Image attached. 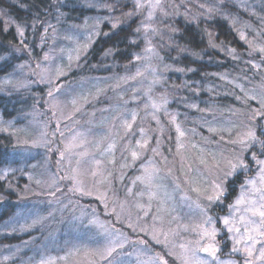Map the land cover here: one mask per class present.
<instances>
[{
	"label": "snow or ice",
	"instance_id": "6c2138e0",
	"mask_svg": "<svg viewBox=\"0 0 264 264\" xmlns=\"http://www.w3.org/2000/svg\"><path fill=\"white\" fill-rule=\"evenodd\" d=\"M225 3V0H219V3L212 6H205L201 4L200 7L205 9L204 13L200 15L205 18H210L213 14L222 15L224 19H229L227 13L222 12L221 5ZM132 8L127 12H122L119 16L109 15L104 19L110 23V28L115 30L121 25L126 24L136 17H140L137 27L134 29L133 35L140 37L142 33V41L145 43L144 55L136 54L134 56L135 61L147 60L156 61L155 68H146L145 71H150L153 75V84L159 83L161 77L157 76V69L160 71H176V72H192L195 69L175 67L164 63L165 57L161 55L160 51L153 44V37H158L161 41L165 39L163 31L157 26L163 21L158 19V14L164 17L171 15L168 11L169 4L167 0H131ZM95 7L96 5H91ZM101 7L106 9L110 14L113 13L117 7H123L120 0H116L115 3H107L106 0L101 4ZM176 12H179L178 6ZM185 18L188 19L187 14ZM37 17V21H38ZM59 19V17H58ZM195 20L196 17H191ZM100 21H96L92 26L89 27V34L84 37V43H80V39L76 41V47L73 49L75 52V61L79 63L81 55L87 54L88 48L91 43H94L93 36H98L100 33L96 31ZM237 20L232 18V25L235 28ZM28 27L27 24H17L16 34L18 37L19 45L23 46V49L29 51V55L32 54V50L26 43L25 30ZM170 32L178 33L179 30L171 25H168ZM33 31L36 29V21L32 24ZM49 28L52 29L53 33L56 29L53 25L47 24L43 28V33H48ZM239 33V37L242 41L248 44L250 49L249 55L253 52L260 53L264 56V43H254L249 40L246 33L243 30L236 29ZM4 31H8V27L5 26ZM209 37L208 45L212 49L225 50L233 59L239 57L235 54V50L232 48L222 47V42L218 45L215 40L213 33L207 32ZM109 33H104L108 35ZM259 35V33H257ZM41 41L45 40V36L41 35ZM66 39L71 40L72 37L68 36ZM168 50H175L178 53H189L193 56H198L196 53H192L186 46H180L176 43L173 36L167 37ZM138 39H131L130 43H138ZM42 47V45H39ZM165 44H160V48H164ZM20 47H13L9 55H13L23 50ZM63 52L64 49H61ZM112 50L109 49L105 52V55H112ZM69 61H72V55H69ZM7 57L0 55V60H6ZM54 59L49 53H45L43 61L47 62ZM175 59V58H174ZM163 65L161 68L160 66ZM23 67V65H20ZM37 68H40V64L37 63ZM253 67L257 65L253 64ZM71 68V63L68 65ZM54 72V74H52ZM40 82L47 83L50 85L47 93L50 100V108L53 111V116H57L58 123L56 130H60V123H66L67 121H73L78 123V120H74L77 114L82 113L83 108L86 104L90 103L92 99H97V95H93L89 92L87 95L76 94L73 89H66L58 81L62 76L67 75V72L62 67L45 68L38 73ZM144 72L139 68L136 69L135 74L130 77H121L122 80H135L137 77L143 76ZM220 79H226L225 76H221ZM232 83V81H228ZM0 86L4 88H14L19 91L21 88L27 87L22 81H17L13 84V78L9 77L3 81H0ZM234 87L239 88L241 92H244L247 100H257L256 95L245 91L243 85L235 84ZM63 89V91H62ZM151 87L149 92H151ZM60 93V96L56 94ZM148 93H145L147 95ZM63 97V99H61ZM91 98V99H90ZM240 99L239 96L236 97ZM150 106L153 112V119L160 124L159 119L155 116V112L164 111L166 116H169V123L174 126L176 132V147L174 156L179 158L180 171L184 176L183 183L187 188L183 191L180 197L181 201L188 202L187 207L190 209L189 216H194L195 221L193 223H186L179 225L182 227L184 232L193 234L192 239H188L186 243H175V238L179 235L176 229L171 227H165V225H171L179 218L174 215L176 208L174 205H170L172 200V192H169L168 187L161 183V169L153 164L152 160H148L146 164L141 165V174L137 175L132 180V187L126 188L127 197H132L134 201V207L143 212V216L147 217L153 209V202H155V212L151 219V225H145L139 227V232H142L145 236H150V239L155 243L162 245V249L166 250L165 255L172 256L175 260L180 261V264H264V96L257 100L259 108H251L247 114L248 123H243L242 127L239 125H233L228 128L213 127L211 124L208 126V131L213 134L227 132L229 139L224 140V136H220V140L227 144H231L234 147L231 149V154L226 155L223 151L211 152L205 147L199 146L196 143H191L192 149H197L201 153L198 156H192L191 159L185 156V151L188 149V136L195 135V129L186 130L182 128L181 122L177 119V114L168 113L167 104L169 103L167 96H162L159 102H156L149 97ZM187 107L197 108L195 104L186 105ZM70 108L67 114L65 109ZM106 111V110H105ZM203 111V110H201ZM231 111V110H230ZM235 115V112H232ZM95 116V113H92ZM138 113L135 111L131 112L128 116H120L116 118L113 123L112 129L100 135L99 139L94 142H90L87 139V133L81 131H74L70 137L65 138L62 141L63 148L59 151L60 159L57 161L58 164H63L67 160V168H62L65 174L60 175L54 173L49 178V187L55 188L52 195L55 192L61 191L59 187L60 181H66L68 183V191L73 194H79L81 196H95V199L100 200L104 204L105 209L108 208L107 191H100V185H106L108 178L112 177V170L104 166L103 160L97 158L100 157H111L107 159V163L113 166H117L120 169L130 167L135 164L137 160H140L144 154V151H151L154 154L159 153V140L156 142V147L149 149L150 138L145 136L144 129L140 128V138L134 142L129 138L123 143L120 148L121 162L117 165L116 151H117V140L116 137L120 136L119 130L116 128L118 122L120 128L124 130V135L120 136L121 140L125 137L135 136L136 133L133 131V125L136 123ZM91 123V122H90ZM239 128L237 131L236 129ZM163 132V129H160ZM259 130V134H258ZM23 131L22 129H16L13 127L12 121H3L0 119V132L6 133L10 136H17V133ZM71 131V130H70ZM91 132V129L88 130ZM235 132V134H233ZM63 136L64 133L60 132ZM95 135V134H93ZM48 136L47 132H41L39 139L33 140L31 147H39L42 145H48L51 141L46 140ZM54 136V134H53ZM171 139V137H169ZM205 143H208L206 138ZM20 138L17 136V143H20ZM27 143V140L23 141ZM90 145V147H89ZM95 149V151L90 150ZM51 151V148H49ZM171 152L172 149H169ZM130 157V159H129ZM210 157L211 159H209ZM166 163V171L168 175H172L173 167L175 166V160L172 162V166H167V157H163ZM199 164L200 167H194ZM253 166L257 167L255 178L248 177L240 185V191L235 200L227 205L228 211L224 216L219 213H214L213 208L215 205H223L228 195V183L230 180L240 174L247 176V173L252 169ZM207 171L213 176L211 181H208L207 187H199L197 185L205 182L204 172ZM8 175V170H4L3 174H0V180L5 179ZM87 178H90V183ZM123 180V173L120 177ZM37 184L41 181L37 180ZM133 188H136V192H133ZM181 189L180 183H175L173 192ZM189 193H196V197L193 198ZM147 195V204L141 203L136 200V197H144ZM127 197L126 201L127 202ZM121 210H124V203L119 205ZM95 209H93V215L88 220V224L97 225L98 221L95 217ZM113 214L116 215V222L120 223L121 218L118 213L115 212V208L112 210ZM107 214V213H106ZM47 219L46 217H37L33 219L31 223H24L20 225L22 231H30L37 225L43 223ZM127 220V227L132 229L133 232L137 231V226L131 222L130 215L125 218ZM220 227H217V225ZM103 230L104 239L102 241H95V246L86 249H81L73 245L69 251L63 256H42L37 264H58L60 261H68L72 258L74 264H81L76 258L83 251V261L86 264H125V261L121 259L125 253L123 250L127 244L135 243L130 241L127 236L124 235L120 229L112 228L111 230L105 228L104 225H98ZM15 231V229H13ZM227 236V241L230 242V253L236 254L239 260L230 259L228 261H221L218 254L221 252V241L218 239L221 235ZM141 244L145 241L141 240ZM259 246V247H258ZM179 248V252L174 249ZM204 254L203 256L200 254ZM132 255V253H127ZM144 252H136L137 264H168L164 255H148L147 260L141 259L144 256ZM5 260L8 257L4 258Z\"/></svg>",
	"mask_w": 264,
	"mask_h": 264
},
{
	"label": "trees",
	"instance_id": "16d2710c",
	"mask_svg": "<svg viewBox=\"0 0 264 264\" xmlns=\"http://www.w3.org/2000/svg\"><path fill=\"white\" fill-rule=\"evenodd\" d=\"M253 1L254 0H250L249 3ZM104 2L105 0H0V55L7 57L6 60H0V81L12 77L13 84L17 81H22L25 84L27 83V87L21 88L19 91H16L14 88H4L0 86V119L5 122L12 121L13 127H17V129H19V125L21 124V127L30 129L33 134L38 130H46L45 124L42 123L44 121L42 120L43 117L36 118L34 116L36 111L39 114L41 109H43V107L40 108L38 106V101L45 98L46 90L44 87L42 88L37 85V83L29 79L25 80V78L22 77L24 74L22 68L27 66L25 64L29 59V51L23 49V46L19 45L15 30L16 25H28L25 30V36L26 43L29 46V49L32 50L31 57L40 56L38 53V45L41 42L40 37L43 33V28L46 27L47 24H51L55 27V33L59 32L58 36L63 35L64 38L68 36L74 37L73 33L78 32L75 29L78 28L82 32L85 29V27H83L85 23L94 24V21L98 17V19L102 20L105 16L109 15L119 16L122 12H127L132 8L131 0H120L123 7H117V9L110 14L109 12H106V9L101 7V4ZM106 2L112 4L115 3L116 0H106ZM201 2L206 7L212 6V3H209L208 1ZM93 4L96 6H91ZM260 4L261 6L256 7L261 11L262 18L255 16L254 13L252 15L247 11L241 10V8L237 6L236 1L225 0V3L221 5V10L229 15V19H224L223 16L219 14H213L210 18L202 16V18L196 20V22L191 19V15L188 19L173 20L175 22L172 27L178 29L179 32H171L169 35L173 36L176 43L180 46H186L192 53H196L198 56H193L189 53H178L175 48L169 51L167 48V39H164L163 41L158 38L154 39V43L156 42L155 47H157L161 55L165 57L164 63L172 65L173 68L183 67L185 69H195V71H186L184 73L171 70H159L162 78L158 85L156 84L154 86V90L157 93L165 94L167 98L172 101L170 109L178 112L181 121L184 120V122H189L188 114H190V111L195 112L194 108L186 106L191 104H195L199 109L203 110L202 114H204L202 116L204 117H201V119H203L204 123H206V118L208 119L212 117L210 109L213 106L209 104L212 100L217 102L218 109L226 110L225 112H219L223 113L222 115L225 114V118H228L229 116L227 115L232 114V112L236 110H239L240 112L241 110H246L248 108L249 105L246 104V106H243L239 103L240 101L236 97H243V92H241L239 88L234 87V85L241 84L246 91H251L252 89L256 90L255 88L261 86L263 83L259 82V79L255 74L256 68L253 67V64H256L257 62H254L253 60L256 59H252L253 56L249 55L250 49L248 44L240 39L239 33L236 29L243 30L245 33H251V36H253L254 39L264 42L263 1H260ZM194 9L195 11H199L198 8ZM198 13L201 12L199 11ZM37 17L39 18L38 21ZM139 18L140 17H136L115 30L110 28L109 23L106 24L101 21V25L98 26V32L100 34L94 37V43H91L87 54L82 55L79 63L76 61L71 62V68H68L69 62L68 64L63 63V66L67 71V76L61 79L59 84H62L66 89H73L75 93L78 92L80 87V90L82 91L81 93L84 92V95H87L89 92L95 95L96 87L93 88L95 83H104L105 86V81L107 82L108 79H116L119 83L122 81L121 77L132 76L136 71V64L141 61L134 60V56L139 54L140 50H142L141 35L140 37L133 35L134 29L139 22ZM232 18L237 20L235 28L232 25ZM243 20L246 22L249 21V25L247 27L244 26L242 29L240 23ZM34 21H36L35 31H33L32 28ZM5 26L8 27L7 32L4 31ZM254 28L258 29L262 34V39L254 36L252 33ZM167 29L169 30V28ZM51 30L52 29L49 28L48 33L44 36H49ZM205 30L213 33L214 40L218 45L222 42V47L234 49L235 54L239 58L233 59L225 50L210 48L208 45L209 37ZM106 32L109 34L104 35ZM169 35H167V37ZM131 39H138L139 42L132 44L130 43ZM66 40L68 44L73 42L72 39ZM46 43L47 41L43 42V45ZM160 44H165V47L160 48ZM14 46L20 47L23 50L13 55H9L8 53ZM109 49L112 50L113 54L106 56L105 52ZM153 64L156 65L157 62L153 61ZM20 65L24 66L20 67ZM107 66H109L108 69ZM160 67L162 68L163 65ZM221 76H225L226 79H220ZM228 81H232V83H228ZM121 83L125 82L122 81ZM210 86L215 89L211 91L209 88ZM213 95L216 97H213ZM126 97V95L122 97V100H125ZM96 101H98V110H93V107L85 105L86 108H83L82 113H79V115L80 126L85 127L87 130L91 129V132L97 137L98 134H96V132L99 130L94 121L99 123L101 113L98 112L103 110L101 109L102 103H99V100L92 99L91 103L95 104L94 102ZM41 104L42 102L40 103V106ZM95 108L97 107L95 106ZM69 110L71 111L70 108ZM93 112L95 113V116L92 115ZM118 112L119 111H117V114ZM208 114H210V117H207ZM29 115L32 116L31 120L27 118ZM185 115L188 116L185 117ZM92 116L93 118L95 117L94 121L89 119V117ZM192 123L193 122H191L190 125L184 124L183 127H185L186 130H190L199 125L198 123ZM213 123L211 122L210 124ZM18 133L22 134L21 131ZM226 137L228 140L229 137ZM193 138H197L203 143L204 139L198 138L196 134ZM119 140L117 141L118 147L116 151L117 165L120 163L118 162V157L120 155L119 148L126 142V139ZM16 141V136H10L6 133L0 132V172H4V170L9 168L14 171L12 174L7 175L5 179L0 180V231L8 230L6 229V225H8L10 221L21 212L20 209L22 203L19 201V198L22 196H19V194H23L26 183H29L24 175L30 172L36 173L34 168L31 167L34 160L27 155L25 156V152L21 151L22 154L20 153V149L23 145L21 142L17 143ZM226 147L232 148L233 146L227 144L224 148ZM225 150L231 151L227 148ZM35 159L43 160V154H38V157L36 156ZM109 166L111 167L112 165L109 164ZM114 167H116L115 175H119V168L117 166ZM131 172L129 170L128 173L125 174L122 183L117 177L115 178L113 172V176L108 178L107 184L100 185L101 188L109 190L107 194L108 198L115 195L120 204H125L124 210L130 204L134 203L132 197L127 198V202H125L126 198H124ZM43 177L45 179L44 175ZM43 177L40 178L42 179ZM119 177H121V175H119ZM244 179V174H240L237 176L235 182L228 183V186L232 188L230 197L236 195L234 190H237V187L244 181ZM109 201L110 200H108V207L113 204V202L109 204ZM93 209H98L95 211V217L98 221L97 225L88 224V220L93 215ZM38 213H43L40 214V216H44L49 212L42 209ZM78 214L79 212L74 210L64 218H67L70 215H73L74 218H76L78 217ZM56 217L57 216L54 215L53 222L57 225L59 219L56 220ZM109 217L110 216L105 213L104 204L101 203L100 200H97L92 196H85L80 199V248L82 250L93 247L95 246V241H102L104 239L103 230L98 226L99 223H104L102 225H105V227L110 230L114 228L113 224L109 221ZM126 217L128 216L123 215L121 220H125ZM123 224L124 223L117 224L115 228L123 229L131 235L134 234ZM20 229L21 228L18 230ZM30 235L31 234L25 232L18 233L16 231L13 232L10 237L0 234V246H5L0 247V249L9 248L12 256H14L15 252L17 253L19 251L20 255L23 252L22 255L28 262L36 259L38 260L41 253L49 254L54 248L52 247L48 251L45 247H32L31 249L30 247H18L19 244H23V241H25ZM138 235L139 234H134L133 236H137L136 238L140 239L141 237H138ZM125 236L128 238L130 237L128 234ZM62 237L63 236H61L60 239H62ZM57 248L58 247H55V249ZM63 248H68V250H70L71 247ZM128 248L130 250H128ZM58 249L62 250L61 247ZM127 251L132 252L133 247H126L123 250L125 255H123L121 259L125 261V264H137V257L134 256L133 258L131 255H127V253H130ZM141 259L145 260V257H141ZM76 260L80 261L81 264H86V262L83 261V251ZM68 261L74 263L72 258H69Z\"/></svg>",
	"mask_w": 264,
	"mask_h": 264
},
{
	"label": "rangeland",
	"instance_id": "374dc122",
	"mask_svg": "<svg viewBox=\"0 0 264 264\" xmlns=\"http://www.w3.org/2000/svg\"><path fill=\"white\" fill-rule=\"evenodd\" d=\"M201 1H208L209 3H212V5H216L219 3V1L217 0H167L169 4L168 11L169 13H171V15L168 17H164L158 14V19L163 21V23H159L157 25L163 31L165 39H167L166 38L167 35L171 34L170 30H168L167 28H169L168 25H171V26L174 25L175 21L173 20L176 19L177 21V19H182V20L186 19L185 14H187L188 18L190 15L192 17L195 16L196 17L195 22L196 20L202 18V15L198 13L199 11L201 13L205 12V9L200 7V5L202 4ZM233 1L237 2V6L240 7L241 10L247 11L252 15L254 13L255 16H259V18H262L261 11L256 6H261L260 1H263L264 3V0H254L251 3H249L250 0H233ZM173 5L178 6L179 8L178 13L176 12V7H173ZM194 8H198L199 11H195ZM106 12L108 13L107 10ZM98 18H96L94 22L100 21L99 25H101V21L105 22L106 24L109 23L108 20L104 18L102 20ZM248 22H246L245 20L241 21L240 23L241 28L243 29L244 26L247 27L249 25ZM92 25L93 24L85 23L83 25L85 29L82 32L78 28L75 29L78 32L73 33L74 37H72L73 42L71 44H68L66 38H64L63 35L58 36L59 32L53 33V31L51 30L49 33V36L46 35L45 40L40 42L39 45H42V47L38 45V53L40 54V56L31 57V55H29L28 62L25 64L27 66L22 68L24 72L22 77H24L25 80L29 79L37 83V85H39L40 87L42 88L44 87V89L46 90L45 98L38 101L39 102L38 106L40 108L43 107V109H41V112H39V114L37 113V111L34 114L36 118L43 117L42 120L44 121L42 123L45 124L46 130L45 129L38 130L36 133L33 134L30 129L26 127H21L22 126L21 124L19 125L20 126L19 129L23 130L21 131L22 134L17 133V136L20 138L21 144L23 145L22 148L20 149V153L22 154L21 151H23L25 152L24 153L25 156L27 155L28 157H31V159L34 160V162H32L31 167L34 168V171L36 173L30 172L24 175V177L27 179V181H29V183H26V185L22 183L23 185H25L23 194L18 193L19 196H22L19 198V201L22 203L21 209H20L21 212L18 215H16L15 218L12 219V221H10L8 225H6L7 227L6 229L8 230L0 231V234L6 235L8 237H10L11 234L15 231L18 233L25 232V233L31 234L28 238H26L25 241H23V244L21 245L19 244L18 247H30V249L32 247H45L48 251L49 249L54 247L49 254L41 253L38 260L42 256L46 257L48 255L63 256L67 251H69L68 248L64 249L63 247H72L73 245L80 247V199L84 198L85 196H81L79 194H73L69 192L68 183L66 181H60L59 187L61 188V191H57L55 192V195H52V192L55 191V188L49 187V184H48L49 178L52 176V174L59 173L60 175H63L65 173L63 172L62 168H67L68 166L67 160H65L62 165L57 163V161H59L60 159L58 150H62L63 148L62 141H64L65 138L70 137L74 131H81V132L87 133L88 141L94 142L95 140L99 139L100 135L107 133L112 129L113 123L116 121L117 117H120L122 115L128 116L133 111L138 113L136 123L133 125V131L136 133V135L133 137L130 134L129 137H125L126 141L129 138H131L133 142V146H134L135 140L140 138L139 129L143 128L145 136L150 138L149 149L156 147V142L157 140H159L160 142L159 153L160 154L157 155V154L152 153L151 151H144V154L141 157V159L137 160L134 165L127 167L126 169L119 168V173H120L119 175L123 173V179H124L125 174L128 173L129 170L130 172L132 171L130 173V179L127 183V188L132 187V184H131L132 180L135 179L137 175L141 174V165L146 164L148 160H152L153 164L162 170L160 173L161 178H162L161 183L168 187L169 192H172L173 198L172 200H170L169 203L170 205L175 206L176 211L174 215H176L179 218L177 221L173 222L171 225H165V227L166 228L171 227L178 231L179 235L175 238V241H174L177 244L186 243L188 239L193 238V234L191 233V231L184 232L182 227H179V225H182V224L193 223L195 221V217L189 216L190 209L187 207L188 202L181 201L180 199V197L183 194V191L187 188V186L183 183L184 176L181 174V171H180L179 158L174 156L175 147H176V141H175L176 132H175L174 126L169 123L170 118L169 116L165 115L163 110H161L160 112H155V116L160 121V124L158 125L157 121L153 119L154 110L150 106L146 107V105H150L149 97H151L156 102H159L160 98L162 96H165V94L157 93L154 90L155 89L154 86L156 84L158 85V83L153 84L152 83L153 75L151 74L150 71H145L146 68L156 67V65L153 64L154 60L153 61L141 60L142 62L140 61L136 64L135 69L139 68L141 71L144 72V75L137 77L135 80L129 79L127 80V82H125L124 80L121 79L125 83H121L122 81L118 83L116 79L115 80L108 79L107 82L105 81V86H104V83H98V82L93 85V88L96 87L95 95H97V90H99L97 100H99V103L100 102L102 103L101 109L103 110V111L98 112V113H101V117H99L100 119L99 123L94 121L95 117L94 118L93 116L89 117V119L94 121L98 127L97 129L99 131L96 132V134H98L97 135L98 138L93 135V132H89L87 129H85V127L80 126V115L79 114H77L76 117H74V120L79 121L78 123H74L73 121H67L66 123L61 122L60 130L59 131L56 130V125L58 123L57 116H59L60 113L59 111H57V116H53V111L50 108L51 98L48 97L47 95L50 85L47 83L40 82L39 75L37 74L40 73L41 70L45 68L54 69L57 66L64 68L63 63L68 64L69 62L70 64L71 62H74L75 52L73 51V49L76 47V41L77 39H80V43H84V39L82 38L87 37V35L89 34V27ZM98 29L99 27L96 29V31H98ZM252 33L254 34V36H256L259 39H262L263 37L262 34L258 31V29L254 28V30H252ZM257 33H259V35H257ZM42 35H45V33H42ZM140 35L142 37L143 34L141 33ZM246 35L248 39L252 40L254 43H264L263 41L260 42L259 40L254 39V37L251 36V33H246ZM94 37L95 35L93 36V39ZM156 38L158 37H153L154 46H156L155 45L156 42L154 43V39ZM45 41H47V43L43 45V42ZM141 44H142V50H140L139 54L144 55L145 54L144 53L145 43L142 41V39H141ZM61 49H64V51L62 52ZM45 53H49L51 57H54V59L47 61V62L43 61V56ZM69 55H72L73 57L72 61H69V58H68ZM251 55L253 56L252 59H256L253 61L257 62L255 64L257 65V67H255L256 68L255 74L258 77L259 82L263 84L259 87H256L255 88L256 90L252 89L251 91H247V92L256 95L257 100H259L262 98V96H264V56L256 52H253ZM37 63L40 64V68L36 67ZM108 68L109 66H107V69ZM64 70L66 71L65 68ZM52 74H54V72ZM65 76H62L60 80L58 81V83ZM157 76L162 78V75L159 69H157ZM150 87L152 89L151 92L148 91ZM209 88L211 89V91L215 89L212 86H210ZM81 92L82 91L80 90V87H79V90L76 94L79 95L81 94ZM145 93H148V94L145 95ZM56 95L60 96V93H57ZM125 95L127 97L125 98V100H122V97H124ZM213 97H216V96L213 95ZM61 99H63V97H61ZM257 100H247V97H245V94L243 92V97H240L239 103L243 106H246V104L249 105L248 108L246 110H241L240 112L239 110H236L234 111L235 115L228 114L227 115L229 116L228 118H225L224 116L225 114L222 115L223 113H219L221 111L225 112L226 110L218 109L217 102L212 100V102L209 103L211 106H213L210 109V112H212L210 113L212 114L211 115L212 117H210V114H208L207 117H210V118L207 119L205 117L206 123H204L203 119H201V117L202 118L204 117L202 116L204 114V113L202 114V111H201L202 109H199V107H197V108H194L195 112L190 111V114H188L189 116L185 115V117L188 116L190 123L193 122L192 124L194 123L199 124L198 127L194 128L196 131V136L202 139L206 138L210 142L205 143V139H204L203 143H201L199 139L193 138L194 135H191L189 133V136L187 138L188 149L184 153L185 156L191 159L192 156L201 155L198 148L192 149L190 147L191 143H196L198 147L203 146L208 151H211V152L223 151L226 155H230L231 151H226L225 149L227 148L228 150H231L234 146L232 145L233 146L232 148H228V147L224 148L227 145V143L220 140L221 135L224 136L225 141L227 140L226 139L227 138L226 136H228L227 132L213 134L208 131V126L211 122L212 123L214 122L211 125L216 128H220V127L228 128L233 125L242 126L243 123H248L249 121L246 118H247V114L250 111V107L259 108V104L257 103ZM168 101L169 103L166 106L168 113L177 114L178 121L181 122L182 128L185 129L183 125L184 124L190 125V123L184 122V120L181 121V119L179 118L178 112L170 109V105L172 104V101H170V99H168ZM41 102L42 104L40 106ZM91 102L86 105L93 107V110H96V109L98 110L99 109L98 108L99 106L97 104L98 101L94 102L95 104H92ZM95 106L97 108H95ZM84 108H86V106H84ZM69 111H70L69 108L65 109V114H67ZM117 111H119L118 114H117ZM27 118L31 120L32 116L29 115ZM15 128L17 129V127ZM116 128L119 130L120 135L123 136L124 130L120 128V125L118 122L116 123ZM161 128L163 129V132H161L160 130ZM236 130L238 131L239 128H237ZM42 131L48 133V136L45 137V139L51 141V143L48 145H42L39 147H31L32 141L39 139L40 133ZM60 132H63L64 135L61 136ZM233 134H235V132ZM258 134H259V130H258ZM17 136H16V140H17ZM169 137H171V139H169ZM119 139H120V136H117L116 140L118 141ZM25 140H27V143H23V141ZM119 141H121V139ZM49 148H51V151H49ZM169 149H172V151L170 152ZM90 150L95 151V149H91V148ZM38 154H43V160L35 159L36 156L38 157ZM163 157H167V161H168L167 166H172V162L175 160V166L173 167L172 175L167 174L166 163L163 160ZM97 158L102 159L104 166L112 170V172H114V175H115L116 167H114L113 165L110 167L109 164L107 163V159H110L111 157L105 158V157H100L98 155ZM208 158L211 159L210 157ZM118 162H121L120 155L118 157ZM194 167H200V165L197 163L196 165H194ZM7 170H8V175L14 172L10 168ZM256 172H257V167L253 166L252 169L247 173V176L244 175V178L245 179L248 177L255 178ZM0 174H3V172H0ZM43 175L45 176V179ZM119 175L116 174L115 178L117 177L118 180L122 183ZM204 176L206 178L205 182L203 184L197 185L201 188L207 187L208 181H211L213 179V176L207 171L204 172ZM40 177H43V178L41 179ZM236 178L237 176L233 178L232 180H230L229 183L235 182ZM37 180L41 181V183L37 184L36 183ZM87 180L90 183V178H87ZM175 183H180L181 189L179 191L173 192ZM240 185L237 187V190H234L236 192V195L234 197H230L232 188H230V186L227 185L228 195L225 199V202L223 205H215L213 208L214 213H219V215L221 216H224L227 213L228 211L227 205L231 204L235 200L237 195L239 194ZM136 190H137L136 188H133V192H136ZM100 191L102 192L107 191V194H108L109 190L103 189L100 187ZM189 194L193 198L196 197V193H189ZM92 197L95 198V196H92ZM126 197H127V192H125V195H124V198ZM127 198H130V197H127ZM107 199L110 200L109 204L112 202L113 204L107 209H105V213H107V215L110 216L109 221L113 224L114 228L117 226V224H121V223H124L123 225L127 227V220L126 219L123 220L125 222L121 220L120 223H117L116 215L113 214L112 212L113 208H115V212L120 215V218L123 215H127V216L130 215L131 222L137 226L136 232H133L132 229L127 227L128 229H130V231H132V233L144 235L142 232H139V227L152 224L153 221L151 217L153 213L155 212V202H153L152 212H150L147 217H144L143 212H141L139 209L134 207V203L130 204L124 211H122L121 208L119 207L120 203L115 195H113L111 198H108L107 196ZM136 200H138L141 203L147 204V195H145L144 197H136ZM42 209H45L46 211L49 212L48 214H46L47 216L46 215L40 216V214H43V213H38V212H40ZM74 210H77L79 212L78 217L74 218L73 215H70L69 217L64 218L68 216L69 213H72ZM95 210H98V209H95ZM54 215L57 216L55 218L56 220L59 219V222L57 223V225L53 222ZM37 217H46L47 219H45L42 224L37 225L35 228L31 229L30 231H22L21 229L18 230L21 224H24V223L30 224L31 221L33 219H36ZM52 224H53V230H52ZM99 225L101 224L99 223ZM217 227H220V225L218 224ZM13 229H15V231H13ZM120 231L123 232L124 235L126 234L130 235L128 239L130 241L135 242V243H129L126 246V247H133L134 252L127 251V252L132 253L131 256L133 258L134 256H136V252H144L145 255L142 256V258L145 257V260L148 259V255L160 254V255H164L165 259L168 261V264H180V261L175 260L172 256L165 255L166 250L162 249V245L155 244L150 239V236H145V235L139 236L138 235V237H141L140 239H138L136 238L137 236L135 237L133 236L134 234L131 235L129 232L124 231L123 229H120ZM7 233H10V234H7ZM61 236H63L62 239H60ZM218 239L223 241L220 245L221 252L218 254L220 260L221 261H228L230 259L239 260V257L236 254L230 253V242L227 241V236L222 234L221 236L218 237ZM141 240L145 241V243L141 244L140 243ZM38 243H42V244H38ZM0 247H5V246L1 245ZM55 247H58V248L61 247L62 250L58 248L55 249ZM128 250L130 249L128 248ZM174 251L179 252V248L174 249ZM22 253L20 255L18 251L17 253L15 252L14 256H12L10 254L9 248H5V249L1 248L0 249V264H37L38 260L36 258H35L36 260L34 261L27 262L24 259V256L22 255ZM200 255L203 256L204 254L201 253ZM5 257H8V259L5 260L4 259ZM60 263L74 264L72 262L70 263V261L58 262V264Z\"/></svg>",
	"mask_w": 264,
	"mask_h": 264
}]
</instances>
